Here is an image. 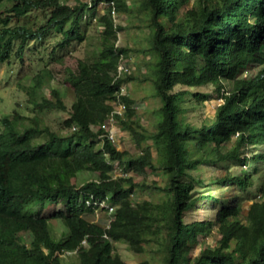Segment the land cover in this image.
I'll use <instances>...</instances> for the list:
<instances>
[{
    "label": "trees",
    "instance_id": "trees-1",
    "mask_svg": "<svg viewBox=\"0 0 264 264\" xmlns=\"http://www.w3.org/2000/svg\"><path fill=\"white\" fill-rule=\"evenodd\" d=\"M110 1L117 11H129L125 0L73 4L9 0V7L0 11V65L10 59L14 43L22 52L29 41L68 25L57 44L63 48L83 42L88 24L101 27L94 56L78 59L76 69L68 68L63 79L74 96L70 107L56 88L50 90L49 99L43 94L39 95L43 99H37L48 71L33 78L37 88L25 89L36 109L65 112L61 131L51 130L38 116L26 117L15 110L14 118L1 119L0 264H62L61 258L73 251L78 264H128L112 250V242L121 239L138 253L155 242L164 250L161 264H264V176L254 188L264 152L251 156L248 152L264 146V0H192L191 4L190 0H138L149 33L147 50L156 59L152 82L161 100L162 117L151 133L140 126L134 100L117 94L119 85L132 76L115 74L120 58L127 56L126 49L114 42L121 28L107 8L95 14L99 3ZM32 13H42L41 24L29 18ZM255 66L259 69L254 74L244 75ZM202 86H210L220 102L210 122L195 126L185 121L188 109H194L186 103L191 98L194 106H202L210 98L193 90ZM120 102L126 111L124 117H115L114 124L132 133L136 146H141L139 152L119 150L104 125ZM148 138L151 145L154 141L155 156ZM230 160L237 162L238 171L228 168L212 182L230 188L228 196L222 197L224 203L212 195L192 194L194 182L182 176ZM252 161L249 172L244 171L242 166ZM118 165L134 174L161 170L166 176L161 188L166 199L134 201L131 194L144 186L134 182L133 174L113 176ZM79 172H88L91 178L79 184ZM248 197L251 203L243 221V200ZM205 201L219 205L213 222L220 238L191 258L187 248L213 222L186 223L184 213ZM110 204L116 206L112 213ZM99 212L109 214L106 224L86 218ZM55 219L67 230L59 240L48 227Z\"/></svg>",
    "mask_w": 264,
    "mask_h": 264
},
{
    "label": "rangeland",
    "instance_id": "rangeland-1",
    "mask_svg": "<svg viewBox=\"0 0 264 264\" xmlns=\"http://www.w3.org/2000/svg\"><path fill=\"white\" fill-rule=\"evenodd\" d=\"M60 1L62 3L67 2L73 4L77 1L86 2L88 0ZM125 1L130 5L128 6L129 11L119 12L116 10V13L113 15L115 23L121 28V30L117 32L114 42L116 46L125 48L127 56H130L134 61V68L130 73L132 79L131 81H127L128 89L125 95L134 100L135 103L133 104V108L138 115L137 117L141 126L144 125L143 128L146 132L151 133L155 130L156 123L160 121L159 118L161 119L160 111L157 112L159 106H161V100L156 96L155 87L152 82L156 59L152 52L147 50V48L150 47L148 39L149 33L148 29L144 26L143 8L141 7L140 2L138 0ZM191 2L192 0H190L189 4H191ZM7 6H9V1L6 2L5 0L0 2V11ZM104 8L105 5L99 3L95 9V14H102V12L105 11ZM28 16L37 24H41V21L44 18L42 13H32ZM67 27L68 25H65L61 28L52 29L41 39L29 41L22 52L18 50L17 44L14 43V49L10 59L0 65V132L2 130L1 119L3 117L11 118L14 110L26 117L38 116L39 119L42 120V122L51 130H56L58 132L61 131V124L66 116L65 112L57 109H36L33 104L30 103V96L25 89L34 84L32 78L37 74H42L43 71H48L49 74L44 79L42 89L38 91L37 99L40 100V94H43L44 97L50 98V90L56 88L59 90L65 105L70 107L74 100V96L72 91L63 85V79L67 75L68 68L73 70L76 69L78 59L82 57L91 59L94 56L100 41L101 27L97 26L95 23L88 24L85 33L86 39L83 42H72L63 48H60L57 44L63 37V30ZM261 54L264 57V50H262ZM258 69L259 66L247 69L244 75H252ZM224 85L228 88L230 87V82L224 81ZM193 90L210 95V98L204 102L202 106H194L191 98H189L188 103H186V106H193L194 109H191L192 111L188 109L185 115V121L195 126H200L202 123L210 122L212 120L213 110L220 100L215 98L213 89L210 86H202ZM112 127L113 128L110 129L109 134L110 136L112 135L111 140L115 143L117 148L119 150H127L136 153L138 148L137 146L135 147V142L128 131H120V128L116 124ZM146 142L147 145H151V140L149 138ZM151 150L153 156H155V149L152 145ZM248 152L249 156L258 152H264V146L251 147ZM252 165L253 161L246 166H242V168L244 171L249 172ZM258 166L259 170L254 175L255 189L258 187L264 176V163H259ZM120 167L123 168L122 166ZM228 168L230 172L235 173L238 171L239 167L237 166L236 161L230 160L228 163H223L218 166L207 165L200 167L197 170L190 171L187 176L182 177L194 182V189L192 192L194 196L208 194L216 198H222L223 196H228L230 188L216 186L212 182L215 178L227 173ZM121 172L126 174L125 176L133 174L134 182L138 185L144 186L143 188H136L133 194H131L134 201L141 202L144 199L159 203L166 199L165 191L161 189L166 184V176L161 170L157 169L155 171H150L147 169L145 172L138 173V175L132 172H126L124 169H121L120 172L113 170L111 173L113 176H117ZM90 178V173L79 172L77 174V183L80 184ZM154 186H158L160 189H157ZM247 195L251 196L249 194ZM222 201L224 203L225 199L222 198ZM250 203L251 200L249 197L243 200L242 213L240 216L243 221L245 220ZM218 209V204L211 205L208 201H205L203 204H198L196 207L186 211L183 219L186 223L203 219L213 222ZM108 216V213L99 212L95 215H86V218L100 224H106ZM48 227L52 237L56 240L64 237L67 232L65 226L59 219L50 220L48 222ZM219 238L220 233L218 232V225L213 222L206 234H200L196 241L191 242V245L187 248L188 256L191 258L197 256L200 249L205 246H214ZM112 244L114 252L116 251L115 253L128 264H140L144 260L149 261L150 264H161L163 260L164 250L159 248L155 242H151L150 245L146 247V251L142 253H134L128 248L126 243L121 241H114ZM76 258L77 256L74 253H68L61 258V261L62 264H78L79 262H77L78 259Z\"/></svg>",
    "mask_w": 264,
    "mask_h": 264
},
{
    "label": "built area",
    "instance_id": "built-area-1",
    "mask_svg": "<svg viewBox=\"0 0 264 264\" xmlns=\"http://www.w3.org/2000/svg\"><path fill=\"white\" fill-rule=\"evenodd\" d=\"M90 2V0H88V3ZM102 5H105V7L109 10V13L111 16H113L116 13V9L114 6V2L110 1V2H106V3H101ZM134 61L131 59L130 56H124L120 58V61L118 63V65L116 66V70H115V74L117 77H124L128 74H130L134 68ZM128 89V84L127 82H122L119 85V88L117 90V94L120 95H125ZM126 111V105L124 102H120L117 105H114V109L108 114L107 119L104 122V125L106 127V129L108 131H110L111 128H113L112 126L114 125V121H115V117L116 116H124V113ZM109 137L111 139V136L109 134ZM121 168L119 165L114 167V170H116L117 172L121 171ZM126 174H124L123 172H121L119 175L117 176H125ZM116 206L113 204L109 205V212L112 213L115 210Z\"/></svg>",
    "mask_w": 264,
    "mask_h": 264
},
{
    "label": "bare ground",
    "instance_id": "bare-ground-1",
    "mask_svg": "<svg viewBox=\"0 0 264 264\" xmlns=\"http://www.w3.org/2000/svg\"><path fill=\"white\" fill-rule=\"evenodd\" d=\"M2 1H3V0H2ZM8 1H9V0H8ZM6 2H7V0H6ZM10 5H11V4H10ZM5 6H6V5H5ZM7 7H9V6H7ZM4 9H5V8H4ZM7 11H9V10H7ZM9 13H10V12H9ZM13 13H14V12H13ZM0 16H1V15H0ZM7 17H8V16H7ZM3 19H4V18H3ZM12 19H13V18H12ZM13 20H14V19H13ZM8 21H9V20H8ZM5 25H6V24H5ZM6 26H7V25H6ZM1 27H3V26H1ZM1 27H0V28H1ZM16 29H18V28H16ZM7 31H8V29H7ZM0 32H1V30H0ZM12 33H13V32H12ZM43 33H44V32H43ZM6 34H7V33H6ZM7 35H8V34H7ZM7 35L5 36L6 38H7ZM9 35H10V34H9ZM45 35H46V34H45ZM45 35H44V36H45ZM31 36H32V35H31ZM42 36H43V34H42ZM3 37H4V36H3ZM36 37H37V36H36ZM46 37H47V36H46ZM18 38H19V37H18ZM18 38H17V39H18ZM38 38H39V37H38ZM32 39H33V38H32ZM15 40H16V39H15ZM20 41H21V40H20ZM28 41H29V40H28ZM41 41H42V40H41ZM4 59H5V57H4ZM1 60H3V59H1ZM6 60H9V59H6ZM1 62H2V61H1ZM15 62H16V61H15ZM19 62H20V61H19ZM21 63H22V62H21ZM16 64H17V63H16ZM17 67H18V66H17ZM17 67H16V68H17ZM14 68H15V67H14ZM19 69H20V68H19ZM12 74H13V72H12ZM16 74H17V73H16ZM10 75H11V74H10ZM11 76H13V75H11ZM36 77H37V75H36ZM36 77H34V78L36 79ZM38 78H39V77H38ZM32 79H33V78H32ZM5 80H6V79H5ZM40 80H41V79L39 78V81H40ZM33 81H34V80H33ZM1 82H2V81H1ZM34 82H35V81H34ZM36 82H37V81H36ZM36 82H35V83H36ZM40 82H41V81H40ZM8 83H9V82H8ZM35 83H34V85H36ZM30 84H32V83H30ZM34 85L32 84V87H36V86H34ZM40 85H41V84H40ZM27 87H28V86H27ZM10 88H11V87H10ZM36 88H37V87H36ZM2 89H3V88H2ZM7 90H8V89H7ZM1 91H2V90H1ZM40 96H41V95H40ZM53 97H54V96H53ZM44 98H45V97H44ZM54 98H55V97H54ZM59 98H60V97H59ZM41 99H43V98H41ZM41 99H40V100H41ZM48 99H49V98H48ZM50 100H51V99H50ZM46 101H47V100H46ZM46 101H44L43 104H45ZM54 101L56 102V100H54ZM57 101H58V100H57ZM41 102H42V101H41ZM47 102H48V101H47ZM30 103H31V102H30ZM49 103H50V102H49ZM53 103H54V102H53ZM59 103H60V102H59ZM56 105H57V104H56ZM47 106H48V105H47ZM43 107H44V106H43ZM51 107H52V106H51ZM159 107H161V106H159ZM37 108H38V107H37ZM54 108H55V107H54ZM56 108H57V107H56ZM59 108H60V107H59ZM41 109H42V108H41ZM158 109H160V108H158ZM58 110H59V109H58ZM61 111H62V110H61ZM55 112H56V111H55ZM62 112H64V111H62ZM155 112H156V111H155ZM157 112H159V110H157ZM157 112H156V113H157ZM67 114H69V113H67ZM160 114H161V113H160ZM160 114H158V115H160ZM191 115H192V114H191ZM137 116H138V115H137ZM139 116H140V115H139ZM160 116L162 117V115H160ZM123 117H124V116H123ZM11 118H14V117H11ZM15 118H16V117H15ZM18 118H19V117H18ZM125 118H126V117H125ZM130 118H131V117H130ZM105 119H106V118H105ZM115 119H116V118H115ZM18 120H19V119H18ZM117 120H119V119H117ZM159 120H160V118H159ZM12 121H13V120H12ZM22 121H24V120H22ZM126 121H127V118H126ZM63 122H64V121H63ZM135 122H136V121H135ZM15 123H16V122H15ZM20 123H21V121L19 122V124H20ZM17 124H18V122H17ZM121 124H122V123H121ZM69 125H70V123H69ZM18 126H19V125H18ZM140 126H141V125H140ZM143 126H144V125H143ZM62 127H63V126H62ZM66 128H67V127H66ZM116 128H117V127H116ZM138 128H139V127H138ZM30 129H31V128H30ZM41 129H42V131H44L45 128L43 127V128H41ZM48 129H49V128H48ZM64 129H65V128H64ZM68 129H69V128H68ZM70 129H71V127H70ZM121 130H122V129H120V131H121ZM125 130H126V129H125ZM127 130H128V128H127ZM139 130H140V129H139ZM69 131H70V130H69ZM72 131H73V130H72ZM128 131H129V130H128ZM56 132H57V131H56ZM141 132H142V131H141ZM19 133H20V132H19ZM38 133H39V132H38ZM44 133H45V132H44ZM130 133H131V132H129V134H130ZM145 133H148V132H145ZM34 134H35V133H34ZM107 134H108V132H107ZM114 134H115V133H114ZM131 134H132V133H131ZM134 134H136V133H134ZM15 135H16V134H15ZM39 135H40V134H39ZM54 135L56 136V134H54ZM54 135H53V136H54ZM67 135H68V134H67ZM137 135H138V134H137ZM137 135H135V136H137ZM151 135H152V134H151ZM37 136H38V135H37ZM41 136H42V135H41ZM49 136H50V135H49ZM53 136H52V137H53ZM59 136H60V135H59ZM111 136H112V135H111ZM139 136H140V135H139ZM139 136H138L137 138H139ZM234 136H235V135H234ZM42 137L44 138L45 136L43 135ZM42 137H41V138H42ZM153 137H155V136L153 135ZM57 138H58V137H57ZM60 138H61V137H59V139H60ZM146 138H147V137H146ZM149 138H150V137H149ZM31 139H32V138H31ZM46 139H47V138H46ZM46 139H45V140H46ZM51 139H53V138H51ZM154 139H156V138H154ZM154 139H153V140H154ZM232 139H233V138H232ZM41 140H43V139H41ZM49 140H50V139H48V141H49ZM56 140H57V139H56ZM113 140H114V139H113ZM141 140H142V139H141ZM5 141H7V140H5ZM54 141H55V140H54ZM148 141H149V140H148ZM8 142H9V141H8ZM46 142H47V141H46ZM49 142H50V141H49ZM141 142H142V141H141ZM139 143H140V142H139ZM139 143H138V144H139ZM143 143H144V142H143ZM150 143H151V142H150ZM153 143H154V141L152 142V145H155V144H153ZM6 144H7V143H6ZM118 144H119V143H118ZM140 144H142V143H140ZM9 145H10V144H9ZM156 145H157V144H156ZM112 146H113V145H112ZM243 146H244V145H243ZM113 147H114V146H113ZM135 147H136V144H135ZM139 147H141V146H139ZM139 147H138V145H137V148H139ZM158 147H159V146H158ZM114 148H115V147H114ZM161 148H162V147H161ZM161 148H158V149H161ZM26 150H27V149H26ZM161 150H162V149H161ZM133 151H134V150H133ZM135 151H136V150H135ZM141 151H142V150H141ZM137 152H138V151H137ZM145 152H146V151H145ZM247 153H248V152H247ZM247 153H246V154H247ZM247 155H248V154H247ZM242 156H243V155H242ZM138 173H139V172H138ZM139 174H140V173H139ZM137 175H138V174H137ZM148 237H149V236H148ZM110 241H111V240H110ZM119 241H120V240H119ZM121 241H122V239H121ZM71 244H72V243H71ZM71 244H70V245H71ZM114 244H115V243H114ZM65 245H66V244H64V246H65ZM115 245H116V244H115ZM69 247H70V246H69ZM64 248H65V247H64ZM64 248H63V250H65ZM66 248H67V247H66ZM114 248H115V247H114ZM67 249H68V248H67ZM68 250H69V249H68ZM112 250H113V248H112ZM113 251H114V250H113ZM132 251H133V250H132ZM66 252H67V251H66ZM115 252H116V251H115ZM133 252H134V251H133ZM73 253H74V251H73ZM134 253H135V252H134ZM69 254H71V253H69ZM68 257H69V256H68ZM68 257H67V258H68ZM70 258H71V257H70ZM70 258H69V259H70ZM76 259H77V258H76ZM76 259H75V261H76ZM70 260H71V259H70ZM121 260H122V259H121ZM68 261H69V260H68ZM77 262H78V261H77ZM71 264H72V263H71ZM75 264H76V263H75ZM83 264H85V263H83Z\"/></svg>",
    "mask_w": 264,
    "mask_h": 264
},
{
    "label": "clouds",
    "instance_id": "clouds-1",
    "mask_svg": "<svg viewBox=\"0 0 264 264\" xmlns=\"http://www.w3.org/2000/svg\"><path fill=\"white\" fill-rule=\"evenodd\" d=\"M88 2V1H87ZM106 8V7H105ZM66 234V233H65ZM64 237H65V235H64ZM63 238V237H62Z\"/></svg>",
    "mask_w": 264,
    "mask_h": 264
}]
</instances>
